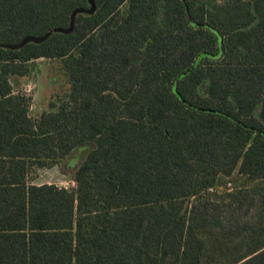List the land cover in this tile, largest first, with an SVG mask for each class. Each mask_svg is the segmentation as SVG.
<instances>
[{
  "label": "trees",
  "instance_id": "obj_1",
  "mask_svg": "<svg viewBox=\"0 0 264 264\" xmlns=\"http://www.w3.org/2000/svg\"><path fill=\"white\" fill-rule=\"evenodd\" d=\"M89 7L0 0V44ZM0 264H264V0H97L0 46Z\"/></svg>",
  "mask_w": 264,
  "mask_h": 264
},
{
  "label": "rangeland",
  "instance_id": "obj_2",
  "mask_svg": "<svg viewBox=\"0 0 264 264\" xmlns=\"http://www.w3.org/2000/svg\"><path fill=\"white\" fill-rule=\"evenodd\" d=\"M41 74L35 80L25 85V92L33 97L31 116L38 117L49 110L50 92L55 90L54 74L50 72L48 63L43 59L38 61ZM35 184H56L59 187L73 189L76 183L72 175L63 174L57 167L41 169L33 175Z\"/></svg>",
  "mask_w": 264,
  "mask_h": 264
},
{
  "label": "water",
  "instance_id": "obj_3",
  "mask_svg": "<svg viewBox=\"0 0 264 264\" xmlns=\"http://www.w3.org/2000/svg\"><path fill=\"white\" fill-rule=\"evenodd\" d=\"M96 1L97 0H89V4H90L89 8H76L71 14L70 25H69L68 28L58 27V28H55V29H52V30L48 31L43 36H39V37H37V36H26L25 38H23V40L20 43H18L16 45H1L0 44V46L8 48V49H12V50H19V49H22L23 47H25L29 43H36V44L43 43L53 33L71 34L73 32V30H74L76 17L79 14L92 15V14L95 13V11H96Z\"/></svg>",
  "mask_w": 264,
  "mask_h": 264
}]
</instances>
